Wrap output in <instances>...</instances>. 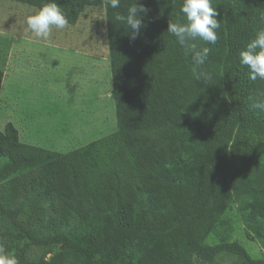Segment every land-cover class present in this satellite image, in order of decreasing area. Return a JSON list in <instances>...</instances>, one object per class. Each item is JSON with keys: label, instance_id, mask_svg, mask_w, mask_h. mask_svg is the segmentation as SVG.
I'll list each match as a JSON object with an SVG mask.
<instances>
[{"label": "trees", "instance_id": "trees-1", "mask_svg": "<svg viewBox=\"0 0 264 264\" xmlns=\"http://www.w3.org/2000/svg\"><path fill=\"white\" fill-rule=\"evenodd\" d=\"M17 1L39 8L49 2ZM140 2L148 11L132 40L113 17L126 16L136 0H120L118 9L108 0H56L71 24L88 6L104 5L117 129L64 153L22 141L11 121L0 128L3 243L18 264H68V248L83 258L69 264H208L220 254L264 264L237 240L207 242L239 198L247 227L264 246V150L253 127L264 118L253 106L264 81L249 79L239 62L264 29V0H213L217 41H195L210 48L198 68L207 80L196 79L191 54L167 32L169 21L187 22L183 0ZM2 82L0 76V88ZM28 202L48 232L19 219ZM75 223L90 234L86 243L66 232ZM55 245L64 249L51 258L32 254Z\"/></svg>", "mask_w": 264, "mask_h": 264}, {"label": "rangeland", "instance_id": "rangeland-1", "mask_svg": "<svg viewBox=\"0 0 264 264\" xmlns=\"http://www.w3.org/2000/svg\"><path fill=\"white\" fill-rule=\"evenodd\" d=\"M39 9L17 0H0V128L11 121L22 141L65 153L117 129L106 13L104 5L88 6L76 24L62 30L53 27L49 38L43 39L26 24V18ZM253 127L264 150V118ZM239 204V198L230 201L207 242L237 240L252 256L262 258L263 243L247 227ZM18 216L38 232H48L46 219L35 222L29 202ZM66 232L81 243L90 236L78 223ZM60 249L64 246L35 247L32 254L46 253L51 258ZM0 250L11 254L1 235ZM82 260L71 248L66 250V263ZM208 264H240V260L220 254Z\"/></svg>", "mask_w": 264, "mask_h": 264}, {"label": "clouds", "instance_id": "clouds-1", "mask_svg": "<svg viewBox=\"0 0 264 264\" xmlns=\"http://www.w3.org/2000/svg\"><path fill=\"white\" fill-rule=\"evenodd\" d=\"M112 9L120 7V0H108ZM148 9L136 0V3L127 9V15L115 13L113 19L125 22L130 30V39L135 40L140 35L144 24L143 17ZM180 11L186 16V23L169 21L167 32L175 37L176 42L191 54L194 64L193 73L197 80L209 78L207 73L198 71L209 56L210 48H198L195 41L202 40L208 44L217 41V30L220 23L216 19L218 12L213 7V0H183ZM28 29L37 38L48 39L52 28L65 29L69 24L66 15L61 11L56 0H49L34 14L26 18ZM239 62L249 69V79L264 81V29L257 31L255 37L247 44L246 49L239 53ZM255 108L264 111V91L257 93ZM0 264H18L16 257L0 250Z\"/></svg>", "mask_w": 264, "mask_h": 264}]
</instances>
